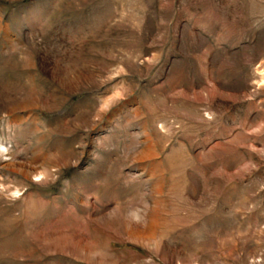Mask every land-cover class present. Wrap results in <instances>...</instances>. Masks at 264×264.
Here are the masks:
<instances>
[{
	"label": "rangeland",
	"instance_id": "rangeland-1",
	"mask_svg": "<svg viewBox=\"0 0 264 264\" xmlns=\"http://www.w3.org/2000/svg\"><path fill=\"white\" fill-rule=\"evenodd\" d=\"M0 264H264V0H0Z\"/></svg>",
	"mask_w": 264,
	"mask_h": 264
}]
</instances>
